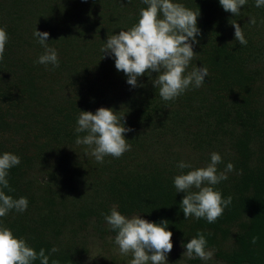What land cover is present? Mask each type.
I'll list each match as a JSON object with an SVG mask.
<instances>
[{
	"label": "trees",
	"instance_id": "trees-1",
	"mask_svg": "<svg viewBox=\"0 0 264 264\" xmlns=\"http://www.w3.org/2000/svg\"><path fill=\"white\" fill-rule=\"evenodd\" d=\"M174 2L200 10L188 70L206 66L209 76L166 102L147 74L134 88L101 51L108 34L138 22L142 0H0V27L8 34L0 60V154L21 160L7 176L14 191H4L29 201L26 211L13 209L0 223L37 252L58 248L49 264H128L131 255L120 254L104 219L114 204L129 217L169 221L171 264H205L182 257V242L199 232L214 250L206 264H264V6L247 0L234 16L219 0ZM231 19L241 25L246 46L235 41ZM36 29L49 32L58 68L36 63L44 52ZM100 107L124 115L132 129L124 134L130 150L103 163L75 142L79 112ZM212 152L222 157L218 171L234 165L215 186L232 203L214 223L185 219V193L176 192L173 178L190 169L177 165L206 166Z\"/></svg>",
	"mask_w": 264,
	"mask_h": 264
},
{
	"label": "clouds",
	"instance_id": "clouds-1",
	"mask_svg": "<svg viewBox=\"0 0 264 264\" xmlns=\"http://www.w3.org/2000/svg\"><path fill=\"white\" fill-rule=\"evenodd\" d=\"M142 3L146 7L139 10L136 24L118 34H108L101 47L103 58L114 57L116 69L125 74L127 83L132 87H142L138 84V77L147 74L162 100L173 101L190 88L201 87L205 77L209 76L206 66H195L188 70L196 57L193 45L199 43L200 10L194 11L174 0H142ZM219 3L226 12L238 16L247 0H219ZM255 6H264V0H255ZM229 23L234 27L235 41L246 46L248 41L241 25L232 19ZM248 23L255 25V17H251ZM49 35V32L38 29L33 32L37 42L44 48L36 63L51 65L50 70H54L59 67V58L57 50L47 43ZM7 40L6 29L0 27V60L3 59ZM154 72L158 75L153 78ZM123 120L124 115H118L116 110L108 107H100L95 112L81 110L75 127V142L86 146V154L97 163H103L107 156L119 158L131 148L124 134L132 129L125 127ZM20 162V157L12 152L0 154V217L13 209L22 213L28 208L26 197L13 198L4 191H14L7 176L9 170ZM221 162V155L212 152L210 162L203 167L193 168L190 162L183 160L178 163L179 169H190L173 178L176 192L185 193L180 201L185 219L203 218L208 223H214L232 203L231 195L225 199L215 189L221 181L228 179V173L234 171L231 162L223 171H218L217 165ZM104 219L109 229L116 233L114 243L120 254L131 255L128 264H168L167 256L174 246L168 220L156 223L142 218L140 214L129 217L122 214L115 204L104 215ZM258 239L254 236L252 243L255 244ZM109 240H113V237H109ZM181 246L186 249L182 257L189 260L199 258L206 264L214 255V250L207 248L203 232L186 244L182 242ZM57 251L58 248L54 246L48 255L43 248L37 252L25 238L16 236L11 228L0 223V264H33L37 259L40 264H49L50 254ZM52 264L59 262L54 260Z\"/></svg>",
	"mask_w": 264,
	"mask_h": 264
},
{
	"label": "rangeland",
	"instance_id": "rangeland-1",
	"mask_svg": "<svg viewBox=\"0 0 264 264\" xmlns=\"http://www.w3.org/2000/svg\"><path fill=\"white\" fill-rule=\"evenodd\" d=\"M110 254H111V252H108V255H106L107 258L110 256ZM167 259H168V264H171L173 261H176V260H174L172 257H170L169 254H168V256H167ZM177 262H178V263H181L180 260H177Z\"/></svg>",
	"mask_w": 264,
	"mask_h": 264
}]
</instances>
